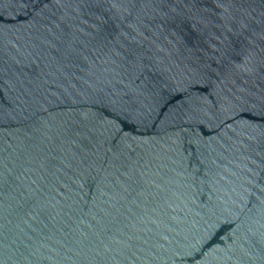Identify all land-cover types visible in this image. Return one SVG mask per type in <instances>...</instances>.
<instances>
[{
	"label": "water",
	"instance_id": "obj_1",
	"mask_svg": "<svg viewBox=\"0 0 264 264\" xmlns=\"http://www.w3.org/2000/svg\"><path fill=\"white\" fill-rule=\"evenodd\" d=\"M0 264H264V0H0Z\"/></svg>",
	"mask_w": 264,
	"mask_h": 264
},
{
	"label": "snow or ice",
	"instance_id": "obj_2",
	"mask_svg": "<svg viewBox=\"0 0 264 264\" xmlns=\"http://www.w3.org/2000/svg\"><path fill=\"white\" fill-rule=\"evenodd\" d=\"M209 245H205V247H208Z\"/></svg>",
	"mask_w": 264,
	"mask_h": 264
}]
</instances>
